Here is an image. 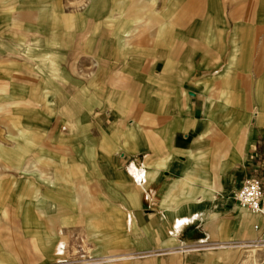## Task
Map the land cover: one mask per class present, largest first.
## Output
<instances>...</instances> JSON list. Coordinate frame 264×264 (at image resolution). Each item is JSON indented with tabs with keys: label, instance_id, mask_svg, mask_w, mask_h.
I'll return each mask as SVG.
<instances>
[{
	"label": "crops",
	"instance_id": "crops-1",
	"mask_svg": "<svg viewBox=\"0 0 264 264\" xmlns=\"http://www.w3.org/2000/svg\"><path fill=\"white\" fill-rule=\"evenodd\" d=\"M169 5L174 8L148 13L157 25L132 43L127 37L134 29L122 27L115 28L112 39L98 40L102 61L90 81L100 85L93 98L101 93L109 100L119 93L116 101H106L109 110L99 112L98 119L120 124L117 129L129 136L119 152L121 172L115 175L125 174L142 186L141 193L131 191L123 201L148 210V221L143 225L141 212L133 209L88 213L83 219L97 220L93 224L102 226L103 235L145 229L139 241L100 238L102 245L136 248L135 254L100 255L109 264L142 253L143 260L130 264H253L264 257V245H240L264 242V217L239 208L234 192L247 177L261 180L264 191V0ZM156 73L160 82L153 78ZM71 105L62 111L66 117L77 112ZM221 106H239L243 113L221 115L216 110ZM11 135L17 146L18 137L25 136L19 130ZM7 154L11 160L20 155L16 150ZM17 170L29 172L22 166ZM159 170L165 178L157 175ZM175 176L183 183L172 185ZM34 178L45 180L41 174ZM54 180L45 183L57 196L69 194L62 188L63 177ZM171 187L183 194L172 198ZM166 202L182 205L169 211ZM100 249L95 253L102 254ZM239 249L257 250L256 259Z\"/></svg>",
	"mask_w": 264,
	"mask_h": 264
},
{
	"label": "rangeland",
	"instance_id": "rangeland-1",
	"mask_svg": "<svg viewBox=\"0 0 264 264\" xmlns=\"http://www.w3.org/2000/svg\"><path fill=\"white\" fill-rule=\"evenodd\" d=\"M177 1L0 0V264H109L100 255L136 253V248L102 245L100 238L139 241L145 229L103 235L102 226L93 224L97 220L83 219L88 213L133 209L141 212L138 221H148V210L123 201L131 191L142 192L125 174L115 175L121 172L119 152L129 136L117 129L120 124L99 121V112L109 110L104 106L108 99L99 97L101 93L93 98L100 85L90 81L102 61L98 40L112 39L115 28L122 27L134 29L127 37L132 43L156 24L148 13L166 12ZM93 46L94 52L88 53ZM186 46L192 48V43ZM116 71L121 78L120 67ZM153 78L162 80L158 73ZM218 95L221 100L223 95ZM69 102L77 109L73 117L62 114ZM216 110L229 117L243 113L239 106ZM18 130L25 135L18 137L19 146L11 138ZM11 150L20 155L11 160ZM18 166L29 172H19ZM36 174L45 180L35 179ZM157 175L165 178L162 171ZM57 176L63 177L62 188L69 194L57 196L45 183ZM170 179L172 185L184 181ZM169 190L174 199L183 194L179 188ZM164 204L175 212L182 205ZM97 246L102 254L95 253ZM256 251L245 253L255 260ZM145 256H131L120 264Z\"/></svg>",
	"mask_w": 264,
	"mask_h": 264
},
{
	"label": "built area",
	"instance_id": "built-area-1",
	"mask_svg": "<svg viewBox=\"0 0 264 264\" xmlns=\"http://www.w3.org/2000/svg\"><path fill=\"white\" fill-rule=\"evenodd\" d=\"M234 200L236 201L239 208L244 209L252 215H258L264 217V191L262 182L255 177H247L242 179L235 192ZM255 229L258 226L254 225ZM246 245H264L261 240H253L250 243H242L240 246ZM253 264H264V257L260 260H255Z\"/></svg>",
	"mask_w": 264,
	"mask_h": 264
}]
</instances>
